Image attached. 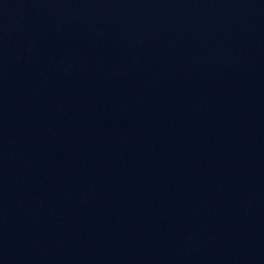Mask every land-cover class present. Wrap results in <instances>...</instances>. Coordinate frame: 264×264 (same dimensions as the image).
<instances>
[{"label": "water", "instance_id": "95a60500", "mask_svg": "<svg viewBox=\"0 0 264 264\" xmlns=\"http://www.w3.org/2000/svg\"><path fill=\"white\" fill-rule=\"evenodd\" d=\"M0 264H264V0H0Z\"/></svg>", "mask_w": 264, "mask_h": 264}]
</instances>
